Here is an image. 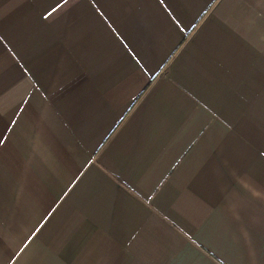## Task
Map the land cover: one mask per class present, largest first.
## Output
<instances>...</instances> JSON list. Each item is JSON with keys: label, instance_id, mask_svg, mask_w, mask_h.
Returning <instances> with one entry per match:
<instances>
[{"label": "crops", "instance_id": "crops-1", "mask_svg": "<svg viewBox=\"0 0 264 264\" xmlns=\"http://www.w3.org/2000/svg\"><path fill=\"white\" fill-rule=\"evenodd\" d=\"M0 264H264V0H0Z\"/></svg>", "mask_w": 264, "mask_h": 264}]
</instances>
